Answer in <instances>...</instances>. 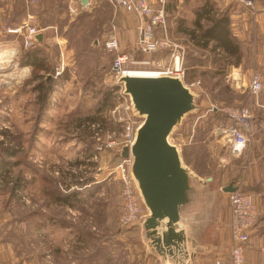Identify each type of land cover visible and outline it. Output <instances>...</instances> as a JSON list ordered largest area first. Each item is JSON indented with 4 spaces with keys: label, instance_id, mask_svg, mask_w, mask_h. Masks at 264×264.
Instances as JSON below:
<instances>
[{
    "label": "rangeland",
    "instance_id": "obj_1",
    "mask_svg": "<svg viewBox=\"0 0 264 264\" xmlns=\"http://www.w3.org/2000/svg\"><path fill=\"white\" fill-rule=\"evenodd\" d=\"M221 1L215 0L217 10L227 8L220 5ZM236 7L239 12L248 10ZM34 11L23 0H0V221L15 253L11 264H162L148 251L141 227L134 225L137 220L130 226L121 225L122 189L113 172L122 160L116 150L123 147L118 144L123 140L124 130L120 119L128 100L111 70L115 56L103 48V37L115 20L119 24L123 14L132 15L120 10L117 17L108 18L104 11L98 23H93L88 17L79 20L75 16L73 20L65 11V27L67 21L76 24L71 25L65 40L68 66L43 109L37 85L55 77V68L61 63L60 53L52 46L53 53L40 57L45 58L47 67L27 71L28 64L22 63L27 60H21L18 52L26 55V49L36 47L25 48L21 36L9 32L21 25L28 14L39 17ZM47 18L54 20L58 16ZM232 28L237 35L238 25ZM174 39L192 54L190 40L184 33ZM260 42V38L255 40V44ZM9 52H13L12 56ZM132 54L140 60L164 58L160 52ZM209 59L213 62V57ZM154 66L151 62L130 67ZM34 71L39 75L36 79ZM196 78L202 81L204 92L195 90L202 95L199 101L204 108L186 118L173 140L181 147L186 163L199 175H213L222 184L239 177L235 169L238 158L223 133L228 118L220 110L223 114L219 112L216 117L210 108L249 106L251 95L240 98L228 87L232 95L215 100L204 85L205 80ZM193 79L186 81L191 83ZM117 109L120 111L114 113ZM111 140L117 141L113 148L107 146ZM219 186L214 211L218 208L223 226L219 237L214 239L221 248L213 253L226 255L231 247L226 230L230 223L229 193L222 190L220 183ZM65 195L71 196L70 202Z\"/></svg>",
    "mask_w": 264,
    "mask_h": 264
},
{
    "label": "water",
    "instance_id": "obj_2",
    "mask_svg": "<svg viewBox=\"0 0 264 264\" xmlns=\"http://www.w3.org/2000/svg\"><path fill=\"white\" fill-rule=\"evenodd\" d=\"M37 40H43L42 33ZM117 84L141 120L133 143L116 150L131 160L130 174L146 208L134 225L141 227L148 251L162 264H198L201 256L221 248L214 241L223 226L218 208L214 211L220 186L215 176L202 177L186 163L173 137L189 115L204 108L202 95L179 74L126 73ZM236 189L233 184L222 187L225 192Z\"/></svg>",
    "mask_w": 264,
    "mask_h": 264
},
{
    "label": "crops",
    "instance_id": "obj_3",
    "mask_svg": "<svg viewBox=\"0 0 264 264\" xmlns=\"http://www.w3.org/2000/svg\"><path fill=\"white\" fill-rule=\"evenodd\" d=\"M23 1L25 4L29 3V6L31 5V7H34V10H36L34 13L36 12L40 17L39 22H41L40 27L42 29L41 33L43 34V40L39 41L40 43L36 48L26 49L27 53H35L38 57L37 61H34L33 58L29 57V62H27L28 65L25 67L27 71L29 69L33 70L35 64L44 65V68L45 66L47 67L45 58L43 60L40 59V57L43 54L53 53L52 46L54 45L58 49V54L60 53L59 62H66V58L68 57H65V40L72 30V27L76 24L71 23L72 21L69 23L67 21L66 24L68 25L65 27V11L72 16L71 18L77 16L79 20H82V17L84 20L88 17L93 23H98L99 17L102 16L101 13L104 11L107 12L108 18H111V16L114 17V15L116 16L118 13L108 0H87L86 3H84L83 0ZM151 1L154 7L165 6L168 18V28L170 27L171 31H174V38L181 36L182 32L179 30H172V27L179 28L180 30H185L186 28L190 30L195 29V21L199 18V12L201 13V11H203L206 13V16H204L201 21L204 23L207 21V14H210V16L213 15L214 8L218 5H216L215 0H175L172 3L168 2V0ZM220 5L227 8L225 10H217L216 8V14L217 12L222 13L223 11H227L231 14V19L233 20L232 26H234V24L238 25L237 38L243 44L242 47L244 51L243 57L238 65L228 66L226 84L231 91L238 93L240 98L246 94L251 95V104L249 106L253 107L255 117L252 121V138L244 153L237 156L238 162L235 169L238 170L239 177L237 179H227L222 184L221 182L219 183L222 187L233 184L235 187H239L243 191L251 194L257 202L259 207V218L255 228L250 234V240L246 244L245 257L246 264H264V89L258 97L254 96L250 90L251 75L254 71L261 72L264 81V0H256L255 12H249L246 9L239 12L240 8L236 7V4L230 0H222ZM235 8H237V10H235ZM228 9H233V11ZM50 15H56L58 16V19L60 18L61 20H51V18H47V16ZM131 15L132 16L123 14V16H121L120 14L123 19L117 24L120 30L119 36L123 52L132 51L138 38L139 18L134 14ZM115 22L118 23V20H115ZM72 24L73 26L71 27ZM233 29L235 30V28ZM125 31L127 32V35ZM175 32L177 33L175 34ZM104 38H106V36L103 37V39ZM258 38L261 39V42L255 44V40ZM189 47L198 54L201 52H208L207 49L199 48L192 41H190ZM18 55L21 56V60L22 58L28 60L26 55H22V53L19 54V52ZM162 55L165 58L167 54H161L160 56ZM208 67H211V63H209ZM44 68L41 69V71L44 70ZM201 69H203V67H199V70ZM196 77L193 80H197ZM213 115L214 114H212V116ZM223 133L225 137H228V134L225 131H223ZM217 134L220 135L221 132H217ZM241 160H244V162H241ZM230 164L231 163H228L229 166ZM231 167L232 166H230V168ZM227 193L230 194L231 192ZM227 210L230 215V222V206ZM1 222L2 220L0 221V252H3V255L0 254V258L2 257L0 264H9V262L11 264L12 259L15 257V253L11 248L12 243L9 240L8 235L6 236L5 226L3 227L4 224H1ZM226 230L231 246L230 226L227 227ZM5 245H7V247ZM222 251L223 250H221L220 253H222ZM212 253L213 251L201 256L198 264H215V260L218 256L225 257L230 261V251H228L226 255Z\"/></svg>",
    "mask_w": 264,
    "mask_h": 264
},
{
    "label": "built area",
    "instance_id": "obj_4",
    "mask_svg": "<svg viewBox=\"0 0 264 264\" xmlns=\"http://www.w3.org/2000/svg\"><path fill=\"white\" fill-rule=\"evenodd\" d=\"M117 10L134 14L139 18L138 38L135 46L130 52H123L119 36V28L114 21L107 32L103 42V48L108 53L114 54L111 70L116 80L126 73L133 70L130 66H146L152 62L154 68L148 69L157 74L176 75L179 74L184 79L187 86L204 92L201 80L191 83L186 81V48L176 41L169 33L167 12L164 5L154 7L151 0H108ZM237 6H243L251 12L256 10V0H230ZM42 29L39 24V17L28 14L21 25L9 29V32L21 36L25 48H34L40 42L37 35ZM142 52L145 54L166 52L167 56L163 59L154 61L140 60L132 53ZM67 63L61 61L55 68V78L61 77L67 68ZM122 90L123 86L121 85ZM264 89L263 75L259 71H254L251 75L250 90L256 97ZM126 95V94H125ZM126 105L124 116L121 114L120 121H123V140L120 145H131L135 139L137 128L141 120L135 119L131 113V101L126 95ZM213 110L223 111L227 115L228 122L224 131L228 134L229 145L235 156L242 155L252 138V121L255 117L252 106L241 107H222L211 106ZM120 111L115 110L114 113ZM122 112V111H121ZM128 115V116H127ZM118 118L120 116L117 115ZM112 138V136H110ZM100 139V137H99ZM117 144L116 140L108 143L109 148ZM131 160L122 159L113 169L117 174L122 189V207L120 222L122 226H130L133 222L145 214V207L139 201L137 191L130 174ZM229 205L231 220L229 223L231 232V250L228 261L225 257L218 256L215 264H246V244L250 240V234L255 228L259 218V207L254 197L240 189L239 187L229 194Z\"/></svg>",
    "mask_w": 264,
    "mask_h": 264
},
{
    "label": "trees",
    "instance_id": "obj_5",
    "mask_svg": "<svg viewBox=\"0 0 264 264\" xmlns=\"http://www.w3.org/2000/svg\"><path fill=\"white\" fill-rule=\"evenodd\" d=\"M207 15V21L202 23V18L206 16V13L203 11H201V13L199 12V18L195 21V29H177V31L179 30L180 32L187 35L189 40L194 42L196 46L202 49H207L208 51L207 53L201 52L200 54L194 52L193 50L192 54L186 51V79L188 78L191 80L193 77L195 78L196 76H200L205 80L206 83L204 85L208 88L215 100L222 99L223 95L229 98L232 94L230 93L228 85L224 80L227 75L228 66L238 65L240 63L244 54L242 47L243 44L234 33L232 28L233 20L231 19V14L229 12L223 11L222 13L217 12L216 14L215 7L214 14L211 16L210 14ZM169 33L173 37L174 31L172 32L170 27ZM162 53L165 54L166 52ZM26 57H31L34 61H37L38 59L37 54L31 52L26 54ZM210 57H213L212 60L215 64V67L213 62H211V67H208L210 63L209 61L211 60L209 59ZM27 62L29 61H23L22 63L25 65ZM43 66L44 65L41 64H35L33 70L36 71L37 68L41 70L44 68ZM199 67H203V69L199 70ZM35 71L33 74L35 75L34 77L36 79L39 75L35 74ZM61 77H54L52 80L50 79L49 82L42 80L40 81V84L37 85L43 109L48 106L50 102L51 91ZM213 111L215 116L222 113L216 109ZM223 115L224 118L227 119V115ZM212 123L214 122L209 121V124ZM187 163L189 162L187 161ZM4 164L6 163L4 162ZM12 189V191H15L14 188ZM71 199V196L65 195L66 201L70 202Z\"/></svg>",
    "mask_w": 264,
    "mask_h": 264
},
{
    "label": "bare ground",
    "instance_id": "obj_6",
    "mask_svg": "<svg viewBox=\"0 0 264 264\" xmlns=\"http://www.w3.org/2000/svg\"><path fill=\"white\" fill-rule=\"evenodd\" d=\"M13 52H9L8 55L12 56ZM129 74H138V75H155L154 71L148 69H133L129 72Z\"/></svg>",
    "mask_w": 264,
    "mask_h": 264
}]
</instances>
